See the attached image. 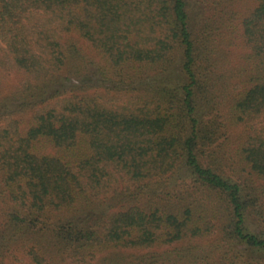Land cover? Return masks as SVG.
<instances>
[{
  "label": "trees",
  "instance_id": "16d2710c",
  "mask_svg": "<svg viewBox=\"0 0 264 264\" xmlns=\"http://www.w3.org/2000/svg\"><path fill=\"white\" fill-rule=\"evenodd\" d=\"M262 180L264 0H0V264H264Z\"/></svg>",
  "mask_w": 264,
  "mask_h": 264
},
{
  "label": "rangeland",
  "instance_id": "374dc122",
  "mask_svg": "<svg viewBox=\"0 0 264 264\" xmlns=\"http://www.w3.org/2000/svg\"><path fill=\"white\" fill-rule=\"evenodd\" d=\"M223 48L228 50V54L226 55L228 57H226L225 59L230 64H237L238 61H241L240 57L246 52V49L243 47L240 41H235V43L230 48ZM94 53L95 52L91 50V55H93V57L95 56ZM258 184L261 185L264 190V180L259 181Z\"/></svg>",
  "mask_w": 264,
  "mask_h": 264
}]
</instances>
